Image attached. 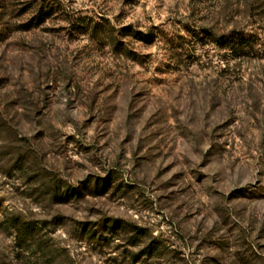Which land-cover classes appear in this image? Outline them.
Here are the masks:
<instances>
[{
  "label": "rangeland",
  "instance_id": "1",
  "mask_svg": "<svg viewBox=\"0 0 264 264\" xmlns=\"http://www.w3.org/2000/svg\"><path fill=\"white\" fill-rule=\"evenodd\" d=\"M0 264H264V0H0Z\"/></svg>",
  "mask_w": 264,
  "mask_h": 264
},
{
  "label": "trees",
  "instance_id": "2",
  "mask_svg": "<svg viewBox=\"0 0 264 264\" xmlns=\"http://www.w3.org/2000/svg\"><path fill=\"white\" fill-rule=\"evenodd\" d=\"M212 38L215 42H218L224 46L232 47V49H238V48L241 49V48H244V47L251 45L250 39L244 38L242 36L241 37H235V39H228L226 37L216 38L213 35ZM32 228H33V225H27V224L20 225V227L18 228V230H19L18 234H19V238H20L21 242L27 241V238H29L31 236Z\"/></svg>",
  "mask_w": 264,
  "mask_h": 264
}]
</instances>
